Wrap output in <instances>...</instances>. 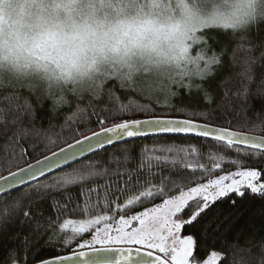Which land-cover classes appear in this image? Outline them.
Segmentation results:
<instances>
[{
    "label": "trees",
    "instance_id": "trees-1",
    "mask_svg": "<svg viewBox=\"0 0 264 264\" xmlns=\"http://www.w3.org/2000/svg\"><path fill=\"white\" fill-rule=\"evenodd\" d=\"M198 35L206 37V43L194 44L191 48L193 58L200 54L206 58L216 56L221 61L210 66L208 73L183 78L180 84L173 83L169 90L161 93L156 90V85L139 81L135 86L121 87V82L109 79L98 94L84 92L81 95H68L69 102L54 108L52 101L25 88L4 87L0 88V176L33 163L83 138L84 135L99 131V118H106L105 127L119 123L124 119H144L153 115L161 117L183 118L197 120L201 123L212 124L217 127H228L226 119H218L223 112L227 119L236 118L240 113V120H247L248 126L232 125V130L264 136V96L258 90L264 87V20L251 26L245 32H225L217 29H205ZM254 60L253 78H245L243 65L246 61ZM200 69H204V60L199 62ZM196 68V65H195ZM189 85V87H186ZM211 97V102L205 99ZM141 103L148 108L145 113H136L125 110L118 112L121 105ZM28 105L30 108H26ZM19 106V108H17ZM193 113H210L213 118L203 119ZM20 117L15 124L12 120ZM253 125L257 130H253ZM7 130V131H5ZM27 133V135H25ZM82 133V135H81ZM19 140L17 143L16 140ZM55 142L54 144L52 142ZM36 146L35 149L33 146ZM195 146L198 154L190 155L184 164L191 165L185 175H191L192 169H197L195 176L200 178L198 183H206L208 179H216L220 175L229 174L239 170L227 161L240 160L245 168L264 170V158L259 161L247 159L237 155L236 149L231 151L225 145L214 142L209 138L185 135H162L130 140L101 149L94 154L39 179L41 184L51 183L65 172H69L83 165L91 163L97 171L105 168L109 172L120 167L121 170L137 168L147 155L145 147H171L173 149ZM244 151L248 148L241 147ZM24 149L27 155L19 158V152ZM130 159L125 161V153ZM15 152L16 158L8 161L9 154ZM155 155H171L157 151ZM182 155V154H181ZM223 156L224 160H216L221 164L222 170H216L208 175L204 169L211 171L214 168L213 157ZM26 161V163H25ZM179 164V161H177ZM172 167L153 168L157 175L148 177L159 185L162 176L169 174ZM202 177V178H201ZM141 180L145 179L142 171ZM115 180V177L111 178ZM108 177H96L83 185L70 186L66 191L53 190L46 193H31L32 199L25 202L24 207L18 208L8 221L0 225V264H13V259L18 264H34L39 259H49L58 255H65L80 251L79 243L90 240L91 233L83 234V239L77 238L70 247H65L63 239L71 236L70 230L60 231V226L69 221H82L103 214L102 205L105 196L103 185ZM32 184V183H31ZM31 184L13 190L7 195L0 196V209L5 204L11 205L13 200L21 193L27 192ZM98 187L99 193L88 197V189ZM147 185H145L146 187ZM194 184L186 185L187 187ZM67 193H71L72 200L66 209L58 210L55 202L64 205ZM83 193V195H81ZM177 194V193H173ZM97 195L100 196V208L85 212L84 206L95 205ZM114 198V197H113ZM127 196L119 200L124 204ZM232 200H236V207H229ZM156 199L151 203L136 206L121 214L125 217L136 215L145 207H152L161 203ZM222 210L220 219L229 217L227 222L220 225L213 223L204 236L202 223L213 218L217 210ZM30 210V217L25 218L22 213ZM195 210V204L187 208L180 218L187 219ZM111 215V213H109ZM119 215L116 216V220ZM71 225H69L70 229ZM193 235L196 245L192 263L200 264L208 258L212 251L221 254L217 264H264V199L245 195L243 199L230 196L223 203H217L201 223L193 227H184L181 235Z\"/></svg>",
    "mask_w": 264,
    "mask_h": 264
},
{
    "label": "snow or ice",
    "instance_id": "snow-or-ice-1",
    "mask_svg": "<svg viewBox=\"0 0 264 264\" xmlns=\"http://www.w3.org/2000/svg\"><path fill=\"white\" fill-rule=\"evenodd\" d=\"M2 3L3 0H0V4ZM70 38L74 39L75 37H70L62 26L53 25L42 31L31 42L28 51L31 55L39 58L42 53L59 47ZM198 43H206V37L203 35L194 36L191 41L192 46ZM200 60H204L203 73H208L211 65L221 62L216 56L206 58L197 54L196 58H191V63L196 65L198 71L200 70L198 63ZM121 87H123L122 82ZM205 99L209 103L211 102L210 96H206ZM125 110L145 113L148 108L141 103H129L121 105L118 112ZM193 115L203 119L213 118L210 113H193ZM239 117L240 113H237L236 118L227 119L223 112L219 117H216L226 119L228 127H216L192 119L155 115L149 119H124L110 127H105L107 119L99 118V131H94L91 135H84L82 139L67 144L66 147L52 152L50 156L36 160L35 163H26L25 161L26 167L9 172L7 176H0V194L5 195L9 189H15L18 185L27 186L26 182H32L31 188L27 192L21 193L10 206L5 204L4 208L0 209V225L6 223L18 208L24 207L25 202L31 201L33 191L37 194L53 190L66 191L70 186L83 185L93 178L108 177L107 182L103 185L105 190L102 205L103 214L79 222L65 221L60 226L61 232L70 230L72 233L71 236L63 239L65 247H70L78 237L83 239V234L91 233V239L78 244L80 251H74L71 255H58L53 259H39L37 264H169V261L171 264H190L189 258L193 255L196 240L191 234L181 236V230L186 226L193 227L197 223H201L203 217L217 203H223L232 195L237 199H243L245 195L264 199V170L245 168L240 160H230L227 162L234 166L238 165L239 170L220 175L216 179H208L206 183H198L197 180L200 178L195 176L197 169H192L191 175H185L191 165L184 164L190 155L198 154V149L195 146L189 145L176 149L153 146L144 148L143 151L147 154L144 160L147 163L142 162L137 168L121 170L117 166L111 172L107 168L97 171L95 165L88 163L81 168L63 173L51 183L41 184L38 178H44L46 173H51L53 169L59 170L61 165H67L70 161L78 162V157H83L85 153L94 154L96 150L104 149L105 145H114V142L127 143L126 138H147L151 133H190L201 138H212L214 142L225 145L230 151L236 149L238 156L243 155L247 159L259 161L264 158V136H254L232 130L234 123L242 128L248 126V121H242ZM18 119L20 117H15L12 123L15 124ZM252 127L253 130H257L256 125ZM16 142L18 143L19 140L17 139ZM240 146H247L248 150L244 151ZM33 147L35 149L36 146ZM157 151L171 155H155L154 153ZM16 155L15 152L9 154L8 161L12 162ZM26 155L25 150L21 149L19 158L23 159ZM129 159L130 155L126 151L125 161L127 162ZM213 160L214 168L211 171L206 169L203 164L200 165V168L204 169L208 175L216 170H222L221 164L215 161H223L224 157H213ZM169 161L172 164L169 174L162 176L159 185L152 183L148 177L154 178L157 175L156 172H153V168L169 167ZM142 171L145 173L143 180L140 178ZM112 177L116 179L112 180ZM191 184L195 186L185 189L186 185ZM145 185L147 186L145 187ZM99 190L96 186L88 189L89 199L93 193H99ZM177 192L178 195L173 194ZM125 196H127L125 203L120 204L119 200ZM156 199H162V202L154 204L152 207H145L136 215L126 218L121 214ZM71 200V193H67L64 205L61 206L57 201L55 206L58 210L66 209ZM193 204H195V210L191 215L187 219L180 218L183 212ZM100 207V196L97 195L96 204L92 206L85 204L84 211L91 212L94 208ZM229 207L235 208L236 200H232ZM22 215L26 219L29 218L30 210L24 211ZM117 215H119L118 220H116ZM221 215L222 210L218 209L212 219L202 223L205 237L213 223L217 224L215 231H219L220 225L227 222L229 217L225 216L220 219ZM134 221L139 223V227L131 226ZM69 225H71L70 229ZM85 248L89 251H84ZM142 249H146V251H142ZM153 250L163 253L164 258L154 255ZM220 258L221 254L212 251L204 264H217ZM13 264H18L15 258Z\"/></svg>",
    "mask_w": 264,
    "mask_h": 264
},
{
    "label": "clouds",
    "instance_id": "clouds-1",
    "mask_svg": "<svg viewBox=\"0 0 264 264\" xmlns=\"http://www.w3.org/2000/svg\"><path fill=\"white\" fill-rule=\"evenodd\" d=\"M262 20L264 0H3L0 88L28 89L54 108L69 94H98L113 78L128 87L143 80L163 93L202 74L190 51L202 30L242 33ZM53 25L75 38L31 55L28 46ZM255 63H244L245 78Z\"/></svg>",
    "mask_w": 264,
    "mask_h": 264
},
{
    "label": "water",
    "instance_id": "water-1",
    "mask_svg": "<svg viewBox=\"0 0 264 264\" xmlns=\"http://www.w3.org/2000/svg\"><path fill=\"white\" fill-rule=\"evenodd\" d=\"M172 118V117H171ZM144 119H149V118H144ZM176 119H183V118H176ZM201 123V122H200ZM217 127V126H216ZM246 134H249V133H246ZM89 135H91V134H89ZM162 135H185V136H196L195 134H186V133H151V134H149V136L148 137H151V136H162ZM249 135H254V134H249ZM254 136H260V135H254ZM196 137H198V136H196ZM138 138H142V137H138ZM138 138H126V141H130V140H135V139H138ZM82 139V138H81ZM209 139H212V138H209ZM74 143V142H73ZM118 143H122V142H114V145L115 144H118ZM109 146H111V145H105V147L104 148H106V147H109ZM66 147V146H65ZM240 147H243V148H247V146H240ZM64 148V147H63ZM58 151V150H57ZM57 151H55V152H57ZM97 151H99V150H96L95 152H97ZM93 153H85V155L83 156V157H78L77 158V161H80V160H82V159H84V158H86V157H88V156H90V155H92ZM51 154H49V155H47V156H50ZM41 159H43V158H41ZM33 163H35V162H33ZM74 163H76V162H73V161H70V162H68V164L67 165H61L60 166V169L59 170H61V169H63V168H65V167H67V166H69V165H72V164H74ZM24 167H26V166H24ZM23 168V167H22ZM59 170H57V169H53L52 171H51V173H46L45 174V176H47V175H50V174H52V173H54V172H56V171H59ZM17 171V170H16ZM8 175V174H7ZM7 175H5V176H7ZM38 179H41V178H38ZM32 182H30V181H28V182H26V185H29V184H31ZM21 187H24V186H16V188L15 189H9L8 190V193L9 192H11V191H13V190H16V189H18V188H21ZM2 195H5V194H0V196H2ZM84 251H89L88 249H84ZM142 251H146V250H143L142 249ZM72 253H69V254H65V255H71ZM154 255H157V254H154ZM53 258H55V257H53ZM53 258H49V259H53ZM163 258V257H162ZM34 264H37V263H34ZM170 264V263H169Z\"/></svg>",
    "mask_w": 264,
    "mask_h": 264
},
{
    "label": "rangeland",
    "instance_id": "rangeland-1",
    "mask_svg": "<svg viewBox=\"0 0 264 264\" xmlns=\"http://www.w3.org/2000/svg\"><path fill=\"white\" fill-rule=\"evenodd\" d=\"M194 45V44H193ZM190 51H191V49H190ZM196 58V57H195ZM142 81V80H141ZM144 82V81H143ZM234 172H236V171H234ZM234 172H231V173H234ZM230 174V173H229ZM225 175V174H224ZM230 182V181H229ZM128 217H130V216H128ZM128 217H126V218H128ZM118 220V219H117ZM69 221H74V222H79V221H75V220H72V219H70ZM101 227H103V225H100ZM132 227H139V223L138 222H133L132 223V225H131ZM93 231H94V229H93ZM181 236H183V235H181ZM91 239V238H90ZM85 249H87V248H85ZM143 250H146V249H143ZM154 251V254H157V255H159V256H161V257H163L164 258V254L163 253H160L159 251H155V250H153ZM190 259V258H189ZM207 260V259H206ZM204 262H205V260L202 262V263H200V264H204ZM218 262V261H217ZM169 263L171 264V262L169 261ZM190 264H196V263H192L191 261H190Z\"/></svg>",
    "mask_w": 264,
    "mask_h": 264
}]
</instances>
